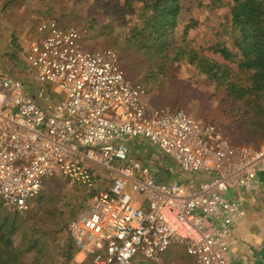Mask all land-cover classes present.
Returning a JSON list of instances; mask_svg holds the SVG:
<instances>
[{
  "label": "built area",
  "instance_id": "2783aa9c",
  "mask_svg": "<svg viewBox=\"0 0 264 264\" xmlns=\"http://www.w3.org/2000/svg\"><path fill=\"white\" fill-rule=\"evenodd\" d=\"M38 33L24 57L34 85L0 68L4 204L27 212L45 180L61 175L91 191L66 226L80 263L135 264L181 246L197 264H231L247 198L262 185L264 145L235 146L183 110L148 105L119 54L84 50L75 28L50 19ZM141 141L173 161L167 181L158 158L144 147L133 154Z\"/></svg>",
  "mask_w": 264,
  "mask_h": 264
},
{
  "label": "rangeland",
  "instance_id": "374dc122",
  "mask_svg": "<svg viewBox=\"0 0 264 264\" xmlns=\"http://www.w3.org/2000/svg\"><path fill=\"white\" fill-rule=\"evenodd\" d=\"M120 0H0V68L15 74L25 83L32 84L28 66L24 61L29 44L38 39L41 23L56 20L62 27H72L80 33L78 43L87 51L114 50L120 56V64L128 78L144 86V100L154 107H169L183 110L189 116L215 126L233 145L247 148L261 147L264 143L245 145L240 129V111L234 97L226 90H218L209 77L194 65L182 63L170 69L155 67L150 58L137 51L135 42L128 39L129 31L140 24L135 16L121 15L116 5ZM199 0H181L182 10L178 27L173 36L178 45L199 52L220 64H235L225 61L211 49L215 45L232 46L228 9L200 7ZM205 4L207 2L205 1ZM121 17H119V14ZM123 22V23H122ZM126 22V23H125ZM191 26L185 34V28ZM146 51H143L145 53ZM233 53H237L232 50ZM45 89L56 99L61 98L54 85ZM241 141V142H240ZM155 159L154 165H162L166 174L174 165L170 158L155 147L142 141L133 151ZM94 169L105 174L98 166ZM172 180H174L172 178ZM164 182V181H162ZM100 186L99 189H104ZM90 190L82 187L69 188L65 178L55 175L45 180L38 196L30 202L29 210L19 213L7 207L0 197V210L33 218L51 234V241L59 249H65L67 223L76 218L89 204ZM61 230V234L55 231ZM57 255V254H55ZM71 264H83L75 256ZM138 264V263H136ZM139 264H196L181 246L171 247L156 260H141Z\"/></svg>",
  "mask_w": 264,
  "mask_h": 264
},
{
  "label": "trees",
  "instance_id": "16d2710c",
  "mask_svg": "<svg viewBox=\"0 0 264 264\" xmlns=\"http://www.w3.org/2000/svg\"><path fill=\"white\" fill-rule=\"evenodd\" d=\"M198 5L228 9L233 48L215 45L211 49L235 68L175 42L181 0H120L116 8L125 18L136 15L140 21L129 31L128 39L143 57L150 58L157 68L194 65L218 90L234 97L241 109L242 143H264V0H199ZM190 27L185 28V34ZM33 221L0 210V264H71L76 256L72 240L68 237L65 249H59L51 234ZM55 233L61 234V230ZM140 262L138 259L135 264Z\"/></svg>",
  "mask_w": 264,
  "mask_h": 264
},
{
  "label": "crops",
  "instance_id": "0c3cea01",
  "mask_svg": "<svg viewBox=\"0 0 264 264\" xmlns=\"http://www.w3.org/2000/svg\"><path fill=\"white\" fill-rule=\"evenodd\" d=\"M156 169L160 170L155 171L159 181L170 178L161 168ZM260 179V191L247 198L249 216L237 229L240 243L239 252L236 256L232 255L234 264H264V171L260 172Z\"/></svg>",
  "mask_w": 264,
  "mask_h": 264
},
{
  "label": "water",
  "instance_id": "95a60500",
  "mask_svg": "<svg viewBox=\"0 0 264 264\" xmlns=\"http://www.w3.org/2000/svg\"><path fill=\"white\" fill-rule=\"evenodd\" d=\"M261 186H262V185H261ZM260 189H261V187H260ZM259 191H260V190H259ZM259 191H257V192H259ZM257 192H255V193H257ZM255 193H254V194H255ZM249 213H250V210H249V212H248V216H249ZM248 216H247V218H248ZM247 218H246V220H247ZM246 220H245L244 222H246ZM240 225H241V224H240ZM240 225H239V226H240ZM239 226H238V227H239ZM238 240H239V238H238ZM239 243H240V242H238V245H237L236 249L234 250V252H233V254H232L233 256H236L237 253L239 252V249H238V247H239ZM237 249H238V250H237ZM231 264H234V262H232V256H231Z\"/></svg>",
  "mask_w": 264,
  "mask_h": 264
}]
</instances>
